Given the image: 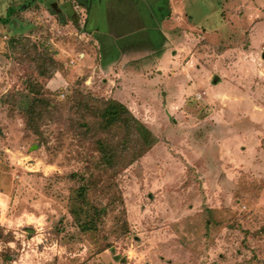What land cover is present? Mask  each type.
Returning a JSON list of instances; mask_svg holds the SVG:
<instances>
[{
    "label": "rangeland",
    "instance_id": "1",
    "mask_svg": "<svg viewBox=\"0 0 264 264\" xmlns=\"http://www.w3.org/2000/svg\"><path fill=\"white\" fill-rule=\"evenodd\" d=\"M166 2L0 0V188L41 175L0 194V264H264V0ZM95 41L113 85L71 69Z\"/></svg>",
    "mask_w": 264,
    "mask_h": 264
},
{
    "label": "crops",
    "instance_id": "2",
    "mask_svg": "<svg viewBox=\"0 0 264 264\" xmlns=\"http://www.w3.org/2000/svg\"><path fill=\"white\" fill-rule=\"evenodd\" d=\"M181 1V3H182V0H179L177 3H172L171 2V0H168V3H167V5H168V7L170 6H174V5H178V3ZM165 7H166V4L162 7V9H164V11H166V9H165ZM169 7V8H170ZM162 11V10H161ZM172 13L173 12H170V15H172ZM174 15V14H173ZM175 16H179L178 14H176ZM166 19L165 20H163V21H161V27L165 24V22H167V19L170 17V16H167V13H166ZM178 20L179 21H181L180 20V17L178 18ZM179 26V25H178ZM164 32H163V31ZM161 31L164 33V36H165V39H166V41H165V43L163 44V46H162V48H160V51L158 52V57L156 58V60H155V65H153V66H155L156 67V70L158 71V72H160V70H159V68H163V66H165V64H166V55L168 54V50L167 49H165V46L164 45H166L167 44V42H168V40H170V39H174L175 38V30L174 31H172V32H170V33H168V31H166V30H164V29H162ZM178 32H181V31H178ZM166 34V35H165ZM171 42V41H170ZM94 46H96L95 47V49H94V51L93 52H95L94 53V55H93V53L91 52H88V51H86V49H85V51H84V53L81 55V58H80V60H79V64L78 65H74V66H71V69H73L74 71H80V72H84L85 71V66H88V67H90V65H85V62H86V60H87V57H88V62L90 61V62H93V63H91V65H92V68H93V70H94V72L92 73L93 75H91V76H89V77H85V78H83V77H79V80H82L81 82H83V84L84 83H92V81L95 79V77L96 76H100V78L102 77V76H104V77H102V82H104V83H106L107 81L110 83L111 82V84L113 85V84H115V73L114 74H110V73H113V72H115V61L110 65V66H108V67H106V68H104V67H102L101 66V62H100V56L101 57H103L102 55H100V51L98 50V45H97V42L95 41V44H94ZM102 54V53H101ZM151 54H152V52H151ZM97 56H98V59L99 60H95V59H97ZM124 58V57H123ZM123 58L121 59V61L123 60ZM120 61V62H121ZM123 61H125V59L123 60ZM119 62V63H120ZM126 62V61H125ZM124 62V64H125V66L127 67V71L128 72H132L133 73V75H132V77L133 78H136V80L135 81H138V80H140V78H142V76H140V73L139 72H137L136 70H134V71H132V69L130 68V66L129 65H127L126 63ZM122 63V62H121ZM70 64H74V62H72V63H70ZM159 66V67H158ZM91 68V67H90ZM119 68H121V66H119ZM123 71V70H122ZM135 72H136V74H135ZM108 73H109V75H108ZM65 74H62L61 72H57L56 74H55V76L53 77V79H54V81L58 84V85H60V86H63V85H68L69 84V81L70 80H68V78H71V77H69V75L68 76H64ZM59 76H61V77H64L63 79L65 80V81H61V82H58V80L60 81L61 79H58L57 77H59ZM108 76V77H107ZM134 76H136V77H134ZM56 77V78H55ZM161 77H163V75L162 74H158V78H161ZM83 78V79H82ZM217 78V79H216ZM53 79H51V81H53ZM56 79V80H55ZM92 80V81H91ZM107 80V81H106ZM64 83V84H63ZM210 83H211V85L214 87V86H216V84L217 83H219V77H217V76H214L213 78H212V81H210ZM82 84V85H83ZM59 87V86H58ZM64 87V86H63ZM55 90H56V88H55ZM54 91V90H53ZM66 91V90H65ZM17 127H18V125L17 124H15ZM25 125H24V123H23V125H22V123L19 125V133H20V137H21V140H23V141H26V136H25V134L28 132V130H26L25 128ZM6 129H4V128H2V132H3V134H4V139L6 140V139H8L7 138V130L5 131ZM34 135V134H33ZM35 136V135H34ZM0 138H2V136H0ZM19 144H21V143H19ZM23 144H21L19 147L20 148H8V147H5L3 150H5L4 151V153L5 154H9L8 156V158L9 159H12V158H17V159H20L19 158V156L22 154V150H23V146H22ZM30 148L32 147V148H34V147H37L38 145L36 144V143H31L30 145H28ZM22 158V157H21ZM11 164L12 165H10L11 166V168H10V172L11 173H13L14 174V176H16V178H17V180L16 179H14V181H13V185H11V186H9L7 189H8V191H4L2 188H0V194L2 195V196H6L8 199H5V201H7V200H10V196H9V192L11 193L12 192V190L13 189H21L22 187H24L26 184H28V185H30L31 183H33V181H31L32 180V177L31 176H33L35 179H36V181L37 182H39V179L41 178V175H39V174H28L25 170H23V169H21V166L20 165H17L15 162L13 163L12 161H11ZM16 171H18L19 172V174H17V175H15V172ZM32 185H35V183H33ZM41 189L42 190H45L44 189V186H43V184L41 185ZM23 189V188H22ZM10 201H8V203H9ZM7 203V204H8ZM167 264H172V261L171 260H169L168 259V261L166 262Z\"/></svg>",
    "mask_w": 264,
    "mask_h": 264
},
{
    "label": "trees",
    "instance_id": "3",
    "mask_svg": "<svg viewBox=\"0 0 264 264\" xmlns=\"http://www.w3.org/2000/svg\"><path fill=\"white\" fill-rule=\"evenodd\" d=\"M12 42H17V40L12 39ZM32 46H33V49L36 47L35 45H32ZM36 102H37V103H35L36 109L34 108V113H33V116L31 118L41 117V116H43L44 112H46V111H44V109H43V107L41 105V101L37 100ZM43 103L48 104L46 101H43ZM121 107L124 108V106H121ZM124 109H125V111H128L126 108H124ZM50 112L51 111H47V114L49 115ZM114 114H115V112H114ZM132 118H134V122H135L136 118L134 116ZM135 123L137 124V126H142V127H144L146 129V127L142 123H140L138 121L135 122ZM32 125L35 126V122H32V120H31L30 123H25V127L24 128L26 130H28V129L31 128ZM146 130L148 131L150 137L152 136L151 138H153L150 144H152V145L155 144L157 142L156 138L153 136V134H152V132L150 130H148V129H146ZM85 191H86V189L84 188V186L83 187L82 186L78 187V189L76 190V194H77L76 200L78 201V206L77 207L76 206L71 207L70 213L72 212V215H73V218H74L76 224L81 225V227H83L84 231H89L94 226L95 221H97L96 220V214H97L98 211L93 210L94 213L92 212L90 214V212L87 209V207L83 206L84 203H85ZM83 213L88 218L87 221L86 220L83 221L81 219L83 217V215H84Z\"/></svg>",
    "mask_w": 264,
    "mask_h": 264
},
{
    "label": "water",
    "instance_id": "4",
    "mask_svg": "<svg viewBox=\"0 0 264 264\" xmlns=\"http://www.w3.org/2000/svg\"><path fill=\"white\" fill-rule=\"evenodd\" d=\"M262 58H264V53L262 54ZM217 79V78H216Z\"/></svg>",
    "mask_w": 264,
    "mask_h": 264
}]
</instances>
